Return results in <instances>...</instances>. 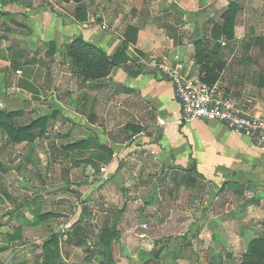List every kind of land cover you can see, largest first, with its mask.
Instances as JSON below:
<instances>
[{
	"label": "crops",
	"instance_id": "crops-1",
	"mask_svg": "<svg viewBox=\"0 0 264 264\" xmlns=\"http://www.w3.org/2000/svg\"><path fill=\"white\" fill-rule=\"evenodd\" d=\"M230 1L85 0L88 13L85 21H78L71 12L78 5L73 1L43 0L42 4H51L53 13L37 9L30 0H2L1 4L10 10L5 14L26 24L20 29L10 25L5 38L29 43L31 50L51 42L62 46L83 36L86 42L113 55L126 41L129 59L135 53L148 61L155 58L171 65L181 61L191 76L200 78L196 60L199 41L224 64L218 81L222 92L264 115V0H235L240 5L235 38L211 39L212 27L221 22ZM63 58L69 63L68 58ZM92 84L95 95L90 125L98 141L110 146L114 158L120 160L119 163L113 158L109 163L111 174L125 176L128 160L139 153L147 161L160 162L170 175L188 178L192 183L189 191L201 186L205 208L213 207L218 198L225 202L229 195H234L229 201L236 205V218L228 222L226 217L203 215L200 222L194 223L193 229L197 224L203 225L193 231L187 242L194 256L188 264H199L200 256L206 257L201 264H213L217 255L219 264H224V253L230 248L232 252L233 247L228 245L229 236L239 245L243 256L249 242L258 237H250L249 232L255 231L253 224L264 222V147L219 121H183L173 83L156 69L125 63ZM50 108L38 116L49 113ZM9 143L15 148L28 142ZM3 165L0 160V166ZM230 222L235 228L241 227L240 232L223 237L217 229L210 230L212 223L225 228ZM144 235L141 243L147 248L145 255L158 253L154 248L158 239H145L149 232ZM182 236L177 239L185 242L187 237ZM171 248L170 245L168 251ZM177 253L184 256L181 251Z\"/></svg>",
	"mask_w": 264,
	"mask_h": 264
},
{
	"label": "rangeland",
	"instance_id": "rangeland-1",
	"mask_svg": "<svg viewBox=\"0 0 264 264\" xmlns=\"http://www.w3.org/2000/svg\"><path fill=\"white\" fill-rule=\"evenodd\" d=\"M84 1L71 9L78 21L77 9L80 6L86 8ZM42 2L30 0L37 9L54 12L50 3ZM1 3L2 0L0 109L20 107L27 115L36 117L51 107L56 116L49 121L46 134L15 148L9 146L8 136L0 129V160L4 164L0 166V264H34L41 260V245L54 232L61 236L58 264H102L97 244L100 230L106 222L113 223L118 218L128 229L121 230L119 237L112 242L111 264L190 263L194 256L187 242L193 231L203 225L197 224L193 229L194 223L200 222L198 220L203 215L226 217L228 222L230 218H236V205L229 201L234 195H229L225 202L218 198L213 207L205 208L206 200L200 197L201 186L189 191L192 183L188 178L182 174L177 178L170 175L160 162L147 161L139 153L128 160L126 175L122 177L118 173L111 174L108 169L114 151L110 162L104 164L89 152L93 150L65 149L94 133L90 125L95 95L92 81L75 74L73 62L70 59L69 63L64 61L63 48L50 58L46 55L50 43L31 50L29 43L5 38L12 16L4 13L10 10ZM9 47L22 49L28 61L38 60L33 74L27 71L32 66L16 61L13 53L18 49L9 51ZM14 63L21 66H14ZM28 76L30 80L26 84ZM35 88L41 90L40 97L33 93ZM20 93L29 100L21 99ZM92 160L96 161V166L90 162ZM114 160L120 163L118 157ZM50 213L47 217L41 216ZM261 222L253 224L255 231L249 232L250 237H264V222ZM215 224L212 223L210 230L217 229L223 237L241 230L232 222L225 228ZM144 232H149L145 239H158L154 247L158 253L145 255L147 248L141 243L142 237H146ZM182 234L187 237L185 242L177 239L178 235L182 238ZM82 239L87 240L86 245L78 243ZM217 240L224 246L220 239ZM227 242L233 247L232 252L230 248L224 253V264H240L242 250L233 243L231 236ZM170 245L172 250L168 251ZM178 251L184 256H177ZM177 258L182 260L177 261ZM204 258L200 256L198 263L201 264ZM219 263L218 255L214 256L213 264Z\"/></svg>",
	"mask_w": 264,
	"mask_h": 264
},
{
	"label": "trees",
	"instance_id": "trees-1",
	"mask_svg": "<svg viewBox=\"0 0 264 264\" xmlns=\"http://www.w3.org/2000/svg\"><path fill=\"white\" fill-rule=\"evenodd\" d=\"M66 2H75L82 4L83 0H63ZM79 8V7H78ZM240 11V5L237 1L231 0L228 7L221 15V22L214 24L211 30V39H233L235 38L236 18ZM80 14V16H79ZM77 17L80 21L87 20L86 9L80 6L77 9ZM10 24L13 27L20 29L22 26H26L23 23L18 22L14 16L10 20ZM127 42L123 41V46L113 55L108 54L103 48L94 43H88L83 36H79L73 42L59 46L55 42L49 44L46 50V55L53 58L55 53L60 49H65V57L70 59L76 66L74 69L75 74L80 78L97 81L110 73L112 68L118 67L126 63L129 59L126 53ZM196 60L200 65V78L212 85L219 81L220 72L224 67L223 62L218 58L214 51L202 47L197 42L196 45ZM18 49L15 47H9V51ZM17 51V52H16ZM14 51L13 55L16 61L22 63L24 66L30 65L32 69L27 70L30 75L33 74L34 66L38 62L33 58L23 60L25 53L22 49ZM16 52V53H15ZM22 58V59H21ZM15 62V61H14ZM29 63V64H28ZM14 66H21L16 65ZM30 77L26 79V84L29 82ZM28 86V85H27ZM33 93L40 97L41 90L35 88ZM24 101H28L23 94L20 96ZM40 106V103L39 105ZM50 108V107H47ZM56 116V111L53 108L49 109V113L38 117H32L25 113V110L17 107L10 110L0 109V129L6 133L10 142L22 143V142H34L38 136L46 134L47 125L49 121ZM67 150L80 149L81 152H91L97 157V160L107 164L112 159L114 153L113 150L106 144H102L98 141L97 137L93 133L91 137L79 140L76 143L66 146ZM93 165H97L96 161H90ZM51 215L45 214L42 217ZM128 227L123 225L121 218L116 219L113 223L106 222L100 230V237L97 241L99 252L102 256V264H111L113 258L112 242L119 237L120 231ZM72 236V234H70ZM80 245L87 244L86 239L79 240ZM42 259L36 261L34 264H58L61 249V236L59 233H52L46 237L41 245ZM240 264H264V237H256L249 242L246 252L243 254V258Z\"/></svg>",
	"mask_w": 264,
	"mask_h": 264
},
{
	"label": "built area",
	"instance_id": "built-area-1",
	"mask_svg": "<svg viewBox=\"0 0 264 264\" xmlns=\"http://www.w3.org/2000/svg\"><path fill=\"white\" fill-rule=\"evenodd\" d=\"M126 63L143 69L153 68L167 76L180 101L183 121H219L229 129L249 136L256 145L264 147V115L225 95L218 82L210 85L201 78L191 76L181 61L171 65L155 58L148 61L134 53Z\"/></svg>",
	"mask_w": 264,
	"mask_h": 264
}]
</instances>
